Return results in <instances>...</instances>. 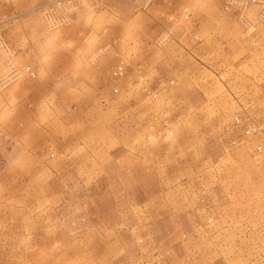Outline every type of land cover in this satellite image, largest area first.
I'll return each mask as SVG.
<instances>
[{"label":"rangeland","instance_id":"obj_1","mask_svg":"<svg viewBox=\"0 0 264 264\" xmlns=\"http://www.w3.org/2000/svg\"><path fill=\"white\" fill-rule=\"evenodd\" d=\"M0 264H264V0H0Z\"/></svg>","mask_w":264,"mask_h":264},{"label":"crops","instance_id":"obj_2","mask_svg":"<svg viewBox=\"0 0 264 264\" xmlns=\"http://www.w3.org/2000/svg\"><path fill=\"white\" fill-rule=\"evenodd\" d=\"M226 47L229 48L230 51H233V48L230 47V44H226ZM58 76H59V77H58ZM57 77H58V79L60 80L63 76H62L61 73L59 72V73L57 74Z\"/></svg>","mask_w":264,"mask_h":264},{"label":"built area","instance_id":"obj_3","mask_svg":"<svg viewBox=\"0 0 264 264\" xmlns=\"http://www.w3.org/2000/svg\"><path fill=\"white\" fill-rule=\"evenodd\" d=\"M121 73V72H120ZM115 74H117V71L115 72Z\"/></svg>","mask_w":264,"mask_h":264}]
</instances>
